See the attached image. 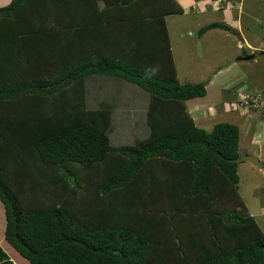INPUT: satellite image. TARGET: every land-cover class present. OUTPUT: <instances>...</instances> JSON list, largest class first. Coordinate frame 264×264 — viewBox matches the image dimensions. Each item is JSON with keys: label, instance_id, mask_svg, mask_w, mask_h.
<instances>
[{"label": "trees", "instance_id": "1", "mask_svg": "<svg viewBox=\"0 0 264 264\" xmlns=\"http://www.w3.org/2000/svg\"><path fill=\"white\" fill-rule=\"evenodd\" d=\"M100 1L0 6L5 246L28 264H264L240 190V127L206 130L187 107L207 88L178 76L165 16L183 7ZM213 28L234 30L216 21L200 33ZM96 76L148 93L145 138L111 143L112 105L87 101Z\"/></svg>", "mask_w": 264, "mask_h": 264}, {"label": "rangeland", "instance_id": "2", "mask_svg": "<svg viewBox=\"0 0 264 264\" xmlns=\"http://www.w3.org/2000/svg\"><path fill=\"white\" fill-rule=\"evenodd\" d=\"M242 1L244 2L241 35L231 25L233 31L225 32L221 28H213L201 34L200 29L207 24L213 21H222L225 18V11L217 12L208 9L206 12L196 10L194 12L190 10L184 16L168 17L171 41L181 82L183 84L206 83V95L195 99L203 103L201 107L208 108L219 101L225 102L224 110L217 112L218 115L216 119L214 118L215 122L228 121L242 128L254 124L253 131L262 132L264 135V121L260 119L261 111L256 112L258 116H252L248 112V110L252 111V108L248 109L237 102V106H240L238 109L231 104V100L240 99L241 86L247 85L242 82L251 80L253 84H257L255 86L264 85L263 56L258 55L255 62L253 60L236 62L239 56L245 54L243 49L236 48L237 43H242L240 36L247 38L253 46H264V0ZM202 6L203 4H200L199 8H203ZM246 45L250 48L248 44ZM232 62L233 66H229L228 64ZM127 85L139 92L135 94L134 98L124 96L120 99L128 104H122L121 108L118 107V111H123L118 113L122 118L120 119L116 114L113 115L115 119L112 118V124L108 130L111 143L115 146L134 144L136 139H143L148 134L135 129L132 131L135 119L146 117L149 105L148 93L135 84L127 82ZM246 93L261 95L263 91L254 88L250 90L248 87ZM189 104L192 102L190 101ZM127 125L131 130H128ZM240 138V143H242L243 134ZM247 159L241 161L239 166L240 190L254 212L259 213L260 210H263V213L257 214V220L264 230V177H261V173L255 170L256 167L253 168L254 159L252 156L250 155ZM2 226L1 219L0 227Z\"/></svg>", "mask_w": 264, "mask_h": 264}, {"label": "crops", "instance_id": "3", "mask_svg": "<svg viewBox=\"0 0 264 264\" xmlns=\"http://www.w3.org/2000/svg\"><path fill=\"white\" fill-rule=\"evenodd\" d=\"M180 6L183 7L184 12L183 13H176V14H168L165 16L166 20V25L168 29V33L170 35V42H171V48L173 51L172 47V41H171V30L169 27V22H168V17H173V16H179V15H187L188 12L191 11H198V12H206L208 9L212 11H225L224 17L222 21H217V22H224L228 25H231L232 27L236 28L240 33V35L243 32V23H242V16H243V2L242 0H176ZM10 2V0H0V6L6 5ZM203 4V8H199V5ZM100 5L103 7L105 5L104 1H100ZM151 5V6H150ZM255 6V4H254ZM163 6L161 3L157 2V4L154 3V1H147L146 0V12H151L152 15H154V12L156 13H162L160 12L162 10ZM152 9V10H149ZM195 12V11H194ZM82 16V15H81ZM83 18V16H82ZM147 21V20H146ZM216 22V21H213ZM148 24V23H146ZM181 26V25H180ZM180 26H178V29H180ZM223 31L227 32V30L222 29ZM148 29L146 28V32ZM146 35H148L146 33ZM241 38L242 43H237L236 48L237 49H243V52H245L244 55L239 56L236 60V62L244 61V60H253L254 62L258 59L259 56L264 57V46H253L250 44L247 38ZM240 42V41H239ZM248 44L250 48L246 45ZM243 45V46H242ZM260 51V52H259ZM251 54H255L253 58H243L245 56H249ZM174 56V52H173ZM175 60V57H174ZM176 64V61H175ZM233 62L229 63V66H233ZM177 68V64H176ZM178 71V68H177ZM218 73V72H217ZM215 73V74H217ZM179 76V73H178ZM240 83V82H239ZM242 83H247V85L241 86V89H248L250 90L258 89L261 91H264V85L263 86H255L257 84H253L251 80L244 81ZM88 87H89V92H88V105L89 108H97L102 104H110L113 107V115L115 114L117 116L118 113L123 112V111H118V107L121 108L122 104L127 105L128 102L124 100H120L124 96H131L132 98L135 97V94H138L137 90H135L132 87H129L127 85V82L117 80L111 77H91L88 80ZM92 88V89H91ZM149 98V95H148ZM199 97H195L192 99L187 100V107L189 112L192 114L193 118L195 119L196 124L199 127L205 128L206 130H211L214 125L217 122H215L214 118L216 119V116L218 115L217 112H222L224 110V103L223 101L217 102V104L210 105L208 108H202L201 106L203 103H200L198 99ZM90 100V101H89ZM190 101L192 104H189ZM234 101V100H233ZM232 102V100H231ZM236 110V109H235ZM250 115L252 116H258L257 113L252 110H248ZM246 114V113H245ZM112 116V118L115 119V117ZM120 119L122 118L119 116ZM136 117V116H135ZM261 120L264 121V116L261 115L260 117ZM113 120V119H112ZM118 119L116 118V121ZM136 122L133 123L132 126V131L135 129L138 132H143V133H150V127L147 124L146 117L144 116L142 119L138 117V119H135ZM228 122V121H227ZM211 123V124H209ZM112 124V123H111ZM264 124V123H263ZM254 125V124H253ZM253 125H247L246 127L242 128L240 127V137L243 134V141L240 143V162L248 160L247 158L251 155L252 158L254 159L253 162V168L257 170L259 173H261V177H264V135L262 132H254L253 131ZM128 126V130L130 126ZM206 126V127H205ZM111 127V126H110ZM147 134V135H148ZM146 137V136H145ZM241 140V138H240ZM243 147V150H242ZM240 166V163H239ZM239 176H240V170H239ZM243 196V194H242ZM244 201L246 205L248 206L251 214L254 215L255 219L257 220V214L263 213V210H260L261 212L256 213L252 210L250 205L248 204L247 200L243 196ZM3 221V226L0 227V247L5 250V252L10 256V258L14 261V264H28L26 260L22 259L18 254H16L13 251H10L7 246L4 244V231H5V226H6V216H5V207L3 202L0 200V221ZM264 221V220H263ZM258 222V220H257ZM260 225V223L258 222ZM262 228V225H260ZM263 230V228H262ZM264 231V230H263ZM2 254H0V257Z\"/></svg>", "mask_w": 264, "mask_h": 264}, {"label": "built area", "instance_id": "4", "mask_svg": "<svg viewBox=\"0 0 264 264\" xmlns=\"http://www.w3.org/2000/svg\"><path fill=\"white\" fill-rule=\"evenodd\" d=\"M246 91V89L241 90L240 99L232 102L233 107L239 109L240 106H237L238 102L240 105H243L248 109L261 107L264 111V91L261 95L256 93H246Z\"/></svg>", "mask_w": 264, "mask_h": 264}, {"label": "water", "instance_id": "5", "mask_svg": "<svg viewBox=\"0 0 264 264\" xmlns=\"http://www.w3.org/2000/svg\"><path fill=\"white\" fill-rule=\"evenodd\" d=\"M255 56V54H251V55H249V56H245V57H243V58H253Z\"/></svg>", "mask_w": 264, "mask_h": 264}, {"label": "clouds", "instance_id": "6", "mask_svg": "<svg viewBox=\"0 0 264 264\" xmlns=\"http://www.w3.org/2000/svg\"><path fill=\"white\" fill-rule=\"evenodd\" d=\"M235 101V100H234ZM233 102V101H232ZM232 102H231V104H232Z\"/></svg>", "mask_w": 264, "mask_h": 264}]
</instances>
